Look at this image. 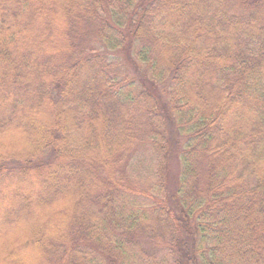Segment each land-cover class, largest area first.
Listing matches in <instances>:
<instances>
[{
    "label": "trees",
    "instance_id": "16d2710c",
    "mask_svg": "<svg viewBox=\"0 0 264 264\" xmlns=\"http://www.w3.org/2000/svg\"><path fill=\"white\" fill-rule=\"evenodd\" d=\"M31 262L264 264V0H0V264Z\"/></svg>",
    "mask_w": 264,
    "mask_h": 264
},
{
    "label": "rangeland",
    "instance_id": "374dc122",
    "mask_svg": "<svg viewBox=\"0 0 264 264\" xmlns=\"http://www.w3.org/2000/svg\"><path fill=\"white\" fill-rule=\"evenodd\" d=\"M133 166L136 167V169H138L139 171H141V173L144 174L146 177H148L147 176V174H148V155L146 156V159H145L144 163H142V164L138 163L137 159H135L134 162H133ZM55 223L56 222L51 223L50 228L51 227H55ZM25 262L28 263L29 259H25ZM32 263L33 262H31V264Z\"/></svg>",
    "mask_w": 264,
    "mask_h": 264
}]
</instances>
